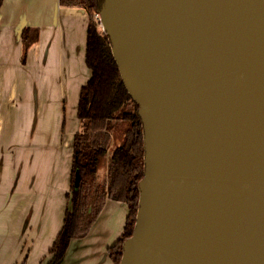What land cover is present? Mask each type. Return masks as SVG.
<instances>
[{
	"label": "water",
	"instance_id": "1",
	"mask_svg": "<svg viewBox=\"0 0 264 264\" xmlns=\"http://www.w3.org/2000/svg\"><path fill=\"white\" fill-rule=\"evenodd\" d=\"M99 17L143 126L119 264H264V0H104Z\"/></svg>",
	"mask_w": 264,
	"mask_h": 264
},
{
	"label": "crops",
	"instance_id": "2",
	"mask_svg": "<svg viewBox=\"0 0 264 264\" xmlns=\"http://www.w3.org/2000/svg\"><path fill=\"white\" fill-rule=\"evenodd\" d=\"M87 28V13L62 6L59 0H4L0 8V264H21L29 242L30 258L47 255L61 229L70 187L72 141L79 129L74 124L62 134L56 126L34 127L33 118L49 93L35 91L36 81L29 91L33 79L29 69L33 66V72L41 74L47 65L57 63L63 78L57 100L63 101L65 75L76 62L87 71L76 87L80 92L90 74L85 65ZM24 29L35 37L29 49L22 43ZM32 92L39 100L34 117ZM20 97L26 109L19 113ZM54 150L63 155L47 159ZM103 172L106 175L107 170ZM100 173L97 182L103 176ZM127 215L125 204L106 199L88 234L72 239L58 264H113L108 249L121 237Z\"/></svg>",
	"mask_w": 264,
	"mask_h": 264
},
{
	"label": "trees",
	"instance_id": "3",
	"mask_svg": "<svg viewBox=\"0 0 264 264\" xmlns=\"http://www.w3.org/2000/svg\"><path fill=\"white\" fill-rule=\"evenodd\" d=\"M4 0H0V8ZM65 7H78L88 15L85 65L90 76L80 89L76 116L81 130L72 141L70 187L66 193L63 222L52 246L47 264H58L65 256L72 239L84 238L101 213L106 199L127 206L123 233L108 249L113 264H119L123 242L132 235L138 208V183L144 177L143 126L138 105L131 99L119 74L111 52L109 38L99 30L95 15L104 0H59ZM34 35L22 32L30 43ZM131 105L127 111L125 107ZM120 118L125 125L122 142L108 160L107 180L98 184L99 164L108 153L112 141L110 122ZM76 180H78L76 183Z\"/></svg>",
	"mask_w": 264,
	"mask_h": 264
},
{
	"label": "rangeland",
	"instance_id": "4",
	"mask_svg": "<svg viewBox=\"0 0 264 264\" xmlns=\"http://www.w3.org/2000/svg\"><path fill=\"white\" fill-rule=\"evenodd\" d=\"M95 18H96V21L98 22L99 30L103 31L101 24H100L99 14H96ZM26 42L27 41H22V43L25 44L26 48L29 49L28 45L31 42L28 44ZM26 54L27 53L25 51L23 64H25L26 62V58H27ZM32 67H30L29 69L30 78H33L31 82L28 83V87L30 88L29 91L32 89L34 81H36L38 86L34 84L35 85L34 88L36 89L35 91H37V89L39 88L41 92L43 90L45 93H49L47 95L48 97L47 101L44 102L43 106H40L39 112L36 114L35 118H33L34 127L37 126V128H39L41 126L43 127L48 126V128H52L56 126L59 128L60 132L64 134L66 128L69 129L72 125L76 124L77 129H79L78 131H80L81 123L78 120H76V115H75V109H76V105L78 102V93H79L76 87L78 85H81L83 75H86L87 71L83 69L82 66L77 64L76 62L72 64V67L69 72L70 74L65 75L66 79H64V85L67 86L66 100L59 101L57 100L59 99L58 94L63 86V80H62L63 78L60 77L61 75L60 73H58L59 65L57 63H55L54 65H50V64L47 65V67L44 68L45 74L42 71H41V74L40 72L39 73L33 72L34 69ZM31 75H34V76L39 75L40 78L38 79L36 78V80H34V77ZM28 80L30 79L28 78ZM58 80H61L62 83H59ZM70 82L72 84H70ZM32 98H33V117H34V113L38 109L39 100L37 99L38 96L35 95L33 92H32ZM23 103L24 102L23 100H21V97H20L18 99V106H17L19 113L26 109ZM125 109L129 111L132 109V106L129 104L125 107ZM110 125L112 127L111 135H112L113 140L111 141L112 143L110 144L108 152H113L114 148L118 146L123 140L125 125L124 123H122L120 118H116L112 120L110 122ZM62 155L63 153L60 150L59 151L54 150L51 156L50 154L48 155L47 159L49 158L53 159L54 157H57L58 159ZM107 156L108 155H106V157L101 160L99 167H98V169L100 168V170H97V172H101L100 175L103 174V176L101 177V180L99 179L100 181L97 182L98 184H104L107 180V173L106 175H104V172L102 173L103 169L108 171L109 158ZM106 164H107V168H106ZM96 178H97V174H96ZM30 247H31V243L29 242L28 245L24 249V259L21 262V264H47L48 261L51 259V254L49 253V251L47 255H44L42 257L39 256L38 254V256L32 255V257L30 258L29 253H28Z\"/></svg>",
	"mask_w": 264,
	"mask_h": 264
}]
</instances>
